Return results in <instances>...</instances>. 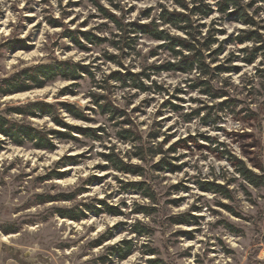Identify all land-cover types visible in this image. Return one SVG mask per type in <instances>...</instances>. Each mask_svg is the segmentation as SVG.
I'll return each mask as SVG.
<instances>
[{"label":"clouds","instance_id":"1","mask_svg":"<svg viewBox=\"0 0 264 264\" xmlns=\"http://www.w3.org/2000/svg\"><path fill=\"white\" fill-rule=\"evenodd\" d=\"M222 3L0 0V45L31 34L27 43L36 49L31 54L16 52L11 57L13 71L68 61L81 77L66 82L75 95L53 99L35 94L10 103L45 101L58 119L94 129L97 137L72 131L74 140H60L51 130L68 129L51 116L38 121L7 116L47 135L57 151L16 150L0 156V205L10 209L0 216V264H38L40 245L23 243L22 237L39 230L23 226L40 217L51 218L54 235L45 253L51 264H101L105 256L110 264H264V223L258 222L264 215V186L254 187L236 163L251 168L241 151L243 134L252 133L264 146V50L253 63L247 62L264 45V0H233L224 12ZM97 4L118 22L104 16ZM201 6L210 14L194 11ZM145 9L151 10L148 15H142ZM238 9L252 22L229 21V13ZM173 13L188 19L174 24L168 19ZM29 16L41 25L39 30L26 19ZM49 19L61 26H50ZM133 22L164 38L135 30ZM250 33L256 35L246 38ZM176 38L189 47H168ZM0 53V65L6 67L9 53L3 47ZM186 58L192 61L188 70L168 67ZM236 66L241 70H221ZM62 100L88 119L74 118L61 106ZM249 113L253 118L245 120ZM81 153L78 164L61 161L65 154ZM116 161L136 168L138 174L120 170ZM54 170L70 176L37 179ZM136 181L143 187L131 191ZM69 193L77 194L67 200L37 199ZM63 210L76 211L77 219H61ZM182 216L187 219L179 222ZM229 224L240 226L243 234L229 231ZM7 228H22L21 238L5 239ZM109 235L112 238L105 239ZM121 251L131 255L124 259L116 254Z\"/></svg>","mask_w":264,"mask_h":264},{"label":"rangeland","instance_id":"2","mask_svg":"<svg viewBox=\"0 0 264 264\" xmlns=\"http://www.w3.org/2000/svg\"><path fill=\"white\" fill-rule=\"evenodd\" d=\"M97 6L100 7V10H101V12L103 13L104 16H106L109 19H112V20L118 22L117 18L114 16V14L110 13L108 10L104 9L102 6H100L98 4H97ZM114 6L118 7V5H114ZM199 8H204L205 9L204 6H201ZM132 10H134V9H130L129 11H132ZM150 11H151L150 9H145L143 11L142 15H148L150 13ZM220 11H221V9H220ZM238 11L240 12L239 9L237 10V12ZM210 12H211V10H210ZM210 12H209V14H210ZM221 12H224V11H221ZM110 14H111L112 17L110 16ZM239 14H242V13L240 12ZM239 14H237V13H229V16H228L229 21H239L237 19ZM242 18H246V17L244 16ZM26 19H28L30 24H35V27H36L37 30L40 29L41 25L39 23H36V18L34 16H29ZM247 19H249V18H247ZM48 22H49L50 26H53V27H60L61 26L59 21H53V20L49 19ZM71 22L75 23V20H72ZM87 23H88L87 20H85L83 22L84 25H86ZM141 26H145V25H139V24H136V22H133V28L135 30L143 31ZM25 30H26V28H25ZM145 34H149V33L145 32ZM251 34L254 35V36L256 35V33H251ZM31 38H32L31 34H29L28 37H24L23 39H21V38L11 39L10 38L7 42H5L4 45H0V47H3L9 53V56H8L9 64L6 67L3 66V65H0V88H3V89L7 88V81L13 83L14 81L17 80L18 76L25 69L34 68V67H37L39 65H42V64H37V65L30 66L28 68L20 69L19 71H13V69L16 67V64H15V62L11 61V57L14 56L16 52L21 51V52H26V53L31 54V53L36 51L35 45H30L29 43H27V41L30 40ZM230 40H231V37H229V41ZM90 41H96V38L95 37H91ZM211 41L212 40L210 39L209 42H211ZM229 41H226V43L229 42ZM96 42L99 43L100 41H96ZM168 47H170V46L168 45ZM222 47H221V49H217L216 51L217 52L222 51ZM82 50H88V49L82 48ZM261 50H264V45H261L260 49L254 50L253 54L250 57L247 58V62L249 63L248 60H252V62H250V64L253 63L255 61V59L257 58V53L259 51H261ZM3 58H4L3 57V53H0V59H3ZM111 59H114V57L111 58ZM62 62H64V61H62ZM57 63H59V62L50 63V64L56 65ZM218 67H220V66H218ZM221 70L239 71L241 69L239 68V66H236L235 68H232V69H221ZM4 73H8V74H4ZM80 78H81L80 75H78V77L74 78V79L73 78H64V77L59 76V77L55 78L52 81L46 82V84L44 86H42V87H38V86L34 85L32 88H30L28 90H24V91H14L12 93H7V94H1L0 93V108H2L5 113H7V115H4L6 117L8 115H13L14 114V115H17V116H20V117H24V118L30 117L31 120H33V121L41 120L45 116H50V115L33 117V116H25V115L15 114V113H11V114L8 113L11 108L18 107V106L22 107V106H25L28 103L34 102V101H30L27 104H23V105H21V104H13V103H10V102L11 101H18V100H20L22 98L23 99H27V97L29 95H35V94H43L45 96L51 95L53 99H55L56 96L75 95L74 91L72 90L73 89V85L69 84V83H66V82L69 81V80H78ZM27 82H28V84L33 83L30 80H27ZM62 83H63V86L61 87ZM64 89H68V90L65 91V92H62ZM24 94H26V95L22 96ZM99 99L100 98H97V102L99 101ZM60 103H68V104H70L69 101H67V100H62V101H60ZM222 103L227 104L229 102L228 101H222ZM103 110L107 111L108 109L105 108ZM54 111H55V109H54ZM116 114L117 113H113V115H116ZM74 118H76V117H74ZM251 118H253V114L249 113L245 117V120H248V119H251ZM76 119H82V118H76ZM87 119L88 118H86L85 120H87ZM25 124H27V123H25ZM72 126L81 127L79 125H72ZM59 127L60 128H65V127H62V126H59ZM67 129H68L67 134H71L72 131H76V130H72V129H69V128H67ZM91 130L92 131L89 132L90 135L93 136V138H97L94 135L96 130H94V129H91ZM53 131H56V130H51V133H52V135L56 136L57 139H60V140H74L75 139V137L74 138H69V137L68 138H61L58 135L54 134ZM125 135H127V133ZM0 137H3L2 144H1L3 146V149L0 150V156H2V155H11L16 150L31 152L34 149L36 152L46 151V152H50V153L57 151L56 146H55V149L53 151H50V150H47V149L35 148L31 144H27V145H23V146L17 145L15 143H13L11 140L7 139L2 134H0ZM240 143H241V151H242L243 155L245 156V158L247 159L248 163L251 165V168L246 167L243 164L242 161H236V163L239 165L241 170L243 168H247L249 171L252 172V174H253L252 180L253 181H251L249 179L248 180H249L250 183L253 184L254 187L264 186V160L260 159L261 154H264V146H261V144H260L258 139H254L253 138V134L252 133L243 134L240 137ZM29 145L31 147H29ZM83 155L84 154L81 153V154H79L77 156L68 157L65 154V156L61 158V161H64V162H66L68 164H78L80 162V157L83 156ZM69 158H72V159H69ZM113 159H114V157H113ZM61 161H57V163H60ZM14 164H15V161L13 162L12 166H14ZM115 166L116 167L118 166L120 168V167H122L124 165H122V164L116 165L115 164ZM97 167H99V166H97ZM127 168H128V170H134L135 172H131V171H127V170H122V171H126L130 175H137L138 174V172H136V171H138L136 168H134V167H127ZM55 173H58V172H56L54 170L53 173L48 174L47 177H44V178L38 177L37 179L38 180L47 179V178H52L53 176H55L58 179H64V178H67V177L70 176V173H59L58 175H55ZM89 180L95 182L94 178H92V177H90ZM141 187H143L141 182H139V181L131 182L130 190L131 191H139L141 189ZM207 187L211 188L212 190H217V191L222 189V186H215V185H209ZM79 191L80 190H78V192ZM76 194L77 193L59 194L55 198L46 197V196H39L37 199L41 203H43V202H51L53 199L67 200V199H64L63 196H72L71 199H74ZM174 203H179V201H175ZM223 207L225 208V211L232 212L233 215H236V213L233 212V210L230 207H228L227 205H224ZM139 211H141L144 214H147L150 210H148V209H139ZM8 214H10V209H8L4 205H0V216H5V215H8ZM238 218H240V217H238ZM50 219H51L50 217H40V218H38L35 221H29V222L25 223L24 226H23L25 228H31V229H34V230L39 229L38 231H34V232H31V233H28V234H26V235H24L22 237V242L23 243H26V244L38 243L40 245V248H41L42 251H41V253L38 254V257H37L38 264H51V262L49 260H47L46 257H45V253H47L50 250V245L52 244L53 235H54L51 232V230H50ZM61 219L75 220V219L70 218V217H64L63 215H61ZM186 219L187 218L183 217V216L177 218V220L179 222L185 221ZM258 222L259 223H264V215H259L258 216ZM225 226L228 227L229 231H231V232H234L236 234H243L242 229H241L240 226L231 225V224L225 225ZM256 230L259 231V227H257ZM22 231H23L22 228H7L5 230V232H4V236H7L8 239L21 238ZM186 234L190 236L189 233H186ZM111 238H112L111 235H109L105 239H111ZM101 242H103V241H101ZM95 243L96 242H94V244ZM110 247L112 248V247H116V246L112 245ZM130 255H131V253L128 255V257H126L124 259H128ZM101 264H110V261L105 256V257L101 258ZM151 264H160V262L159 261H153Z\"/></svg>","mask_w":264,"mask_h":264},{"label":"trees","instance_id":"3","mask_svg":"<svg viewBox=\"0 0 264 264\" xmlns=\"http://www.w3.org/2000/svg\"><path fill=\"white\" fill-rule=\"evenodd\" d=\"M178 2L182 3V0H178ZM233 2V0H223V3L220 5L221 11H227V8L230 6V4ZM183 6V4H182ZM204 8H197L194 9V11H199L202 15H208L210 12V9L204 6ZM240 12L238 11L237 14ZM166 14V13H165ZM111 16V14H110ZM112 17V16H111ZM244 15L239 14L238 20H240ZM168 19L172 23H177L182 20L188 19L187 16H185L183 13H173L168 15ZM245 22H251V20L244 18ZM142 30L146 33H149L148 35H153L157 39L164 38L163 33H153L150 30H148L147 26H141ZM251 33L246 38H252ZM214 42V41H211ZM177 44H183L185 47H189V45L180 40L179 38L173 39L171 41V44L169 45L171 48H174ZM249 63L252 62V60H248ZM192 65V61L188 58L185 59V61L182 62L181 65H169V68H176L177 70H188ZM83 69H81L82 71ZM79 75V72L75 67H73L68 61L59 62L56 65L53 64H42L34 68H28L22 71V73L18 76L17 80L13 83L7 81V88L3 89L0 88L1 94H7L12 93L14 91H24L32 88L34 85L38 87H42L46 84L48 81H52L55 78L61 76L64 78H77ZM114 76H117V78H120L118 74H114ZM27 80L32 81L33 83L28 84ZM68 89H64L62 92L67 91ZM61 105L67 110L71 115H73L76 118H82L86 119V117L83 116L82 113H80L77 109L73 107L72 104L68 103H61ZM9 114L15 113V114H21L25 116H44V115H50L54 122L58 124L59 126L69 128L72 130H76L80 132L81 134L90 135V131H92L90 128L85 129L82 127L67 125L62 120L58 119L55 115L54 107L45 101H34L30 102L25 106H18L11 108L8 112ZM54 134L58 135L61 138H74L71 136V134H67V132H60V131H53ZM0 134L5 136L7 139L11 140L13 143L23 146L27 144L33 145L35 148L38 149H47L50 151H53L55 149V145L48 139L47 135L42 134L38 130H36L32 125L10 121L6 116H0ZM2 140H0V150L3 149ZM72 159V158H69ZM115 159V158H114ZM116 165L120 164L119 161H116ZM118 167V166H117ZM119 168V167H118ZM119 169L121 170H127L131 172H135L134 170H128L127 167L122 166ZM138 172V171H136ZM243 174L245 177L251 181L253 174L251 171H249L247 168L242 169ZM59 173H55V175H58ZM64 199H71L72 196H63ZM120 214V213H116ZM61 215L64 217H70L73 219H77V212L74 210H63ZM184 222V221H182ZM115 248V247H112ZM117 255H121L123 258L128 257L130 253L125 255L122 251L116 253ZM152 263V262H151Z\"/></svg>","mask_w":264,"mask_h":264},{"label":"bare ground","instance_id":"4","mask_svg":"<svg viewBox=\"0 0 264 264\" xmlns=\"http://www.w3.org/2000/svg\"><path fill=\"white\" fill-rule=\"evenodd\" d=\"M25 95H26V94H24V95H22V96H25ZM4 238H5V239H8V237H7V236H4Z\"/></svg>","mask_w":264,"mask_h":264}]
</instances>
